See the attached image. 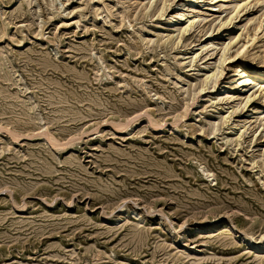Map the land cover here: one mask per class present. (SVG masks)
Returning a JSON list of instances; mask_svg holds the SVG:
<instances>
[{"label": "rangeland", "instance_id": "1", "mask_svg": "<svg viewBox=\"0 0 264 264\" xmlns=\"http://www.w3.org/2000/svg\"><path fill=\"white\" fill-rule=\"evenodd\" d=\"M255 72L264 0H0V264H264Z\"/></svg>", "mask_w": 264, "mask_h": 264}, {"label": "bare ground", "instance_id": "2", "mask_svg": "<svg viewBox=\"0 0 264 264\" xmlns=\"http://www.w3.org/2000/svg\"><path fill=\"white\" fill-rule=\"evenodd\" d=\"M240 6V4L239 3H237V4H235V8L236 7H239ZM240 8V7H239ZM185 13L184 12H180L179 11V14H178V16H176L175 18H173V20L174 21H176V22H178V21H182V20H184V18H185ZM188 20V22H189V24L187 25L188 27H191V25L195 22V17L193 18V19H187ZM173 22V21H172ZM187 27V28H188ZM239 69L241 70V71H243V70H247V68H246V66L244 65V64H241V66L239 67ZM222 70H223V68H222ZM220 71H221V69H220ZM214 72V71H213ZM215 72H217V70L215 71ZM212 73V75H216V73ZM223 72V71H222ZM243 75V74H242ZM247 77V76H246ZM264 77V73H262V72H255V73H249L248 74V77L247 78H245L246 80H242V82H261L262 81V78ZM207 82V81H206ZM241 82V83H242ZM252 82V83H253ZM124 126H126V125H124L123 123H119L118 125H117V127H119V128H121V127H123L124 128ZM55 145V144H54ZM215 223V222H214ZM210 225L211 224H213V223H209ZM229 227L231 228V229H233V230H238V228L236 227V225H234V223L232 222V221H229ZM204 228V226L202 227V229ZM240 231V230H239ZM242 232V231H241ZM243 233V238L246 240V242L249 244V246H255V247H260L262 244H264V238H261L260 239V241H256L252 236H249L248 234H246L245 232H242Z\"/></svg>", "mask_w": 264, "mask_h": 264}]
</instances>
